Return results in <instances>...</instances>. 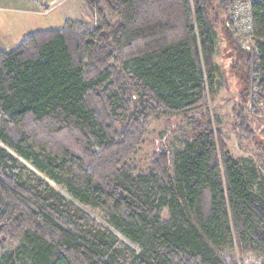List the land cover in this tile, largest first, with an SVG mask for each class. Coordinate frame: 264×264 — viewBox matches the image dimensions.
<instances>
[{"label": "trees", "instance_id": "obj_1", "mask_svg": "<svg viewBox=\"0 0 264 264\" xmlns=\"http://www.w3.org/2000/svg\"><path fill=\"white\" fill-rule=\"evenodd\" d=\"M235 1L82 0L92 26L0 52V264H264V180L228 155L212 103L222 36L240 86L232 130L253 141L264 0ZM161 116L190 134L137 172Z\"/></svg>", "mask_w": 264, "mask_h": 264}, {"label": "rangeland", "instance_id": "obj_2", "mask_svg": "<svg viewBox=\"0 0 264 264\" xmlns=\"http://www.w3.org/2000/svg\"><path fill=\"white\" fill-rule=\"evenodd\" d=\"M240 1L236 0L235 2L239 3ZM24 11H31V13ZM66 21L79 22L86 26L94 24V19L88 13L82 0H39L36 3L30 0H0V52L6 53L13 50L23 39L33 33L61 29ZM243 24L241 23L239 28H242ZM239 31L240 29H238L237 36H239ZM244 44L246 48L249 46L248 42H244ZM215 46L214 62L218 68V74L216 75L212 103L220 119L221 139L232 159L251 160L264 180V155L256 149V145L264 149V114L261 111L260 115L253 117L251 127L256 130V135L252 142L242 139L232 130L234 107L240 102L238 97L240 86L237 78L231 77L230 56L227 48L223 45L222 36L216 39ZM189 134L188 119L161 116L153 121L133 158L137 172L147 169L154 154L180 148L182 140ZM26 165L30 167L28 164ZM51 186L56 191L63 193L57 186L53 184ZM88 214L104 225L97 215ZM163 216H165V211ZM120 240L124 241L122 238ZM7 250L10 251V249ZM225 259L227 264H250L248 260L242 263L235 255L226 256Z\"/></svg>", "mask_w": 264, "mask_h": 264}, {"label": "built area", "instance_id": "obj_3", "mask_svg": "<svg viewBox=\"0 0 264 264\" xmlns=\"http://www.w3.org/2000/svg\"><path fill=\"white\" fill-rule=\"evenodd\" d=\"M31 2H33V3H36V1H39V0H30ZM237 13H241V12H243V8H241V9H239L238 11H236ZM236 13V14H237ZM247 22V20L245 19V23Z\"/></svg>", "mask_w": 264, "mask_h": 264}, {"label": "crops", "instance_id": "obj_4", "mask_svg": "<svg viewBox=\"0 0 264 264\" xmlns=\"http://www.w3.org/2000/svg\"><path fill=\"white\" fill-rule=\"evenodd\" d=\"M24 12H26V13H29V12H30V13H31V11H29V12H27V11H24ZM32 13H33V12H32Z\"/></svg>", "mask_w": 264, "mask_h": 264}]
</instances>
